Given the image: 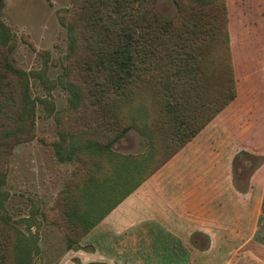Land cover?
Returning a JSON list of instances; mask_svg holds the SVG:
<instances>
[{"label":"trees","instance_id":"obj_1","mask_svg":"<svg viewBox=\"0 0 264 264\" xmlns=\"http://www.w3.org/2000/svg\"><path fill=\"white\" fill-rule=\"evenodd\" d=\"M171 1L177 10L174 19L160 15L154 8L155 0H75L69 9L65 21L68 52L61 63L76 116L66 134L71 140L70 155L85 166L83 172L71 174L57 202V225L68 248L104 217L89 203L94 189L111 183L118 189L124 186L110 207L113 209L183 151L237 96L226 0ZM8 36L0 21V264H29V241L3 215L1 203L8 158L18 143L31 137L35 107L27 77L8 59ZM259 86L264 98L263 81ZM133 102L142 105L143 125L138 128L149 145L141 160L110 149L133 126L122 113V108ZM258 137L250 143L240 140L239 151L254 153L257 147L260 153L257 141L264 142V138ZM205 141L200 148L213 155L215 176L226 180L229 174L218 175L219 160H224L216 159L213 149L223 142L213 138ZM226 145L221 147L224 152ZM108 156L115 161L103 169L102 160ZM256 180L245 195L235 193L230 199L234 201L230 209L233 216L239 212L235 203L241 202L242 212L246 203V219L241 215L239 225L241 236L248 224L252 228L263 174ZM219 196L216 192V202ZM255 241L263 251L259 242L264 243V194ZM189 243L196 247L192 238Z\"/></svg>","mask_w":264,"mask_h":264},{"label":"rangeland","instance_id":"obj_2","mask_svg":"<svg viewBox=\"0 0 264 264\" xmlns=\"http://www.w3.org/2000/svg\"><path fill=\"white\" fill-rule=\"evenodd\" d=\"M74 2L0 1V21L8 29L11 45L8 59L24 72L35 102L31 137L18 143L8 158L5 182L1 186L3 215L28 239L32 249L29 264H105L80 263L78 256L95 250L110 254L115 249L126 250V244L132 256L137 255L145 262L141 264H148L147 257L143 256L150 249H159L160 231L148 227L150 236L143 237L137 230L141 225L128 229L117 225L118 213L114 209L120 203L113 209L111 206L119 199L120 191L125 190L124 186L118 189V185L112 183L100 185L89 193L90 205L96 214L104 217L71 248L67 247L64 233L57 225L60 223L57 211L60 194L71 174L76 170L83 172L85 166L69 151L71 140L66 130L75 122L76 113L70 103L71 92L65 86L67 80L61 63L69 44L65 21ZM226 4L237 96L181 153H189L192 148L198 150L207 138L229 144L227 152L221 148L223 143L213 146L216 159L224 160L223 163L219 160L218 175L229 174L234 188L245 192L249 190L251 175L264 164L263 141H257L260 153L257 147L254 153L239 151L240 140L250 143L255 136L264 138V98L259 86L260 81L264 83V0H226ZM154 8L163 17L174 19L177 16L171 0H155ZM141 106L133 102L122 108L123 115L133 126L110 146L114 153L133 156L136 160L145 158L149 149L139 129L143 125ZM114 161V157H106L102 160L103 169L110 168ZM144 211L142 206L135 210L131 207L119 216L131 220ZM254 228L248 224L245 234L240 236L232 233V226L233 231L227 238L215 242L218 248L208 264H264V248L262 251L256 246L257 226L255 231ZM116 232L130 233L134 235L133 240L124 241V237L121 243L113 241ZM191 238L199 248L209 243L200 233L192 234ZM259 244L264 246V243ZM182 261L184 264L185 257Z\"/></svg>","mask_w":264,"mask_h":264},{"label":"crops","instance_id":"obj_3","mask_svg":"<svg viewBox=\"0 0 264 264\" xmlns=\"http://www.w3.org/2000/svg\"><path fill=\"white\" fill-rule=\"evenodd\" d=\"M204 152L203 148L196 149V151L191 150L190 153L185 154L179 152L114 209L118 213L116 221L121 229L141 225L137 230L142 232L143 237L150 236L147 233L148 227L160 231L159 249H150L146 256H143L147 257L148 264H183V257H185L184 264H204L205 258L214 257L218 248L215 242L224 240L233 231L231 222L233 215L230 209L234 201L230 199L235 197V193L245 195L247 191L240 192L235 189L230 175L226 180L220 179L221 177L217 178L213 155L204 154ZM263 169L264 164L257 168L250 177V184L254 185L257 176L263 174L259 203L252 228L254 226L256 228L258 217L261 214L264 194ZM216 192L220 195L218 202L215 200ZM137 206L144 207L143 214L131 220L119 216L131 207L135 210ZM234 208H237L239 212L233 216L236 217V223L232 233L241 236L243 233L239 225L241 215L244 221L246 219V203L244 202L242 206L243 212L241 202H236ZM236 225L237 229H235ZM194 233L207 237L209 243L205 248L190 245V238ZM124 237V241H130L134 235L127 232L126 235L124 232H116L113 241H123ZM128 246V244L125 245L126 250L115 249L110 254L104 253V255L98 250L91 251L84 256H78V262L141 264L142 260L137 255L132 256Z\"/></svg>","mask_w":264,"mask_h":264}]
</instances>
